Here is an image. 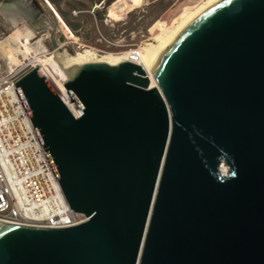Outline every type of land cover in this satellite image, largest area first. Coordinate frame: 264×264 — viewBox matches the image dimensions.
Here are the masks:
<instances>
[{"label":"water","instance_id":"1","mask_svg":"<svg viewBox=\"0 0 264 264\" xmlns=\"http://www.w3.org/2000/svg\"><path fill=\"white\" fill-rule=\"evenodd\" d=\"M150 69L79 64L78 117L39 67L14 83L87 219L0 221V264H264V0L210 6Z\"/></svg>","mask_w":264,"mask_h":264},{"label":"rangeland","instance_id":"2","mask_svg":"<svg viewBox=\"0 0 264 264\" xmlns=\"http://www.w3.org/2000/svg\"><path fill=\"white\" fill-rule=\"evenodd\" d=\"M114 1L116 0H60L59 3H54L49 0L54 6L53 10L45 0H37V7L47 22V27L41 30L33 28L16 11L4 9L1 2L0 78L29 62L17 49L21 44H17L11 37L16 28L23 29V34L32 29L31 55L36 53L42 59L60 55L56 52L60 50L55 47L56 42L64 47L66 55L76 54L87 48L89 56L98 59L104 55H123L131 48L153 42V26L158 20L177 12L185 14L186 9L206 0H142L143 3L133 9L119 3L115 12L120 19L110 14V6ZM62 18L67 24L68 20L78 26L74 30L69 26L73 31L71 32ZM60 36L64 37L65 42L59 41ZM10 48L22 64L16 65L10 60L7 54Z\"/></svg>","mask_w":264,"mask_h":264},{"label":"built area","instance_id":"3","mask_svg":"<svg viewBox=\"0 0 264 264\" xmlns=\"http://www.w3.org/2000/svg\"><path fill=\"white\" fill-rule=\"evenodd\" d=\"M33 67L26 63L0 78V177H7V184H0V221L49 228L73 226L87 218L70 207L14 84Z\"/></svg>","mask_w":264,"mask_h":264},{"label":"bare ground","instance_id":"4","mask_svg":"<svg viewBox=\"0 0 264 264\" xmlns=\"http://www.w3.org/2000/svg\"><path fill=\"white\" fill-rule=\"evenodd\" d=\"M219 1L220 0H206L204 2H198L195 6H191L186 9L185 14L177 12L167 17L166 19L158 20L153 26V42L145 43L144 45L139 46L137 50L138 56L136 57V60L132 59V55L136 54V48H131L123 55H104L103 57L98 59L89 56V49L87 48L82 52H78L76 54L72 53L69 55L65 54V50H59L56 52L60 55L42 59L36 53L35 55H31L30 53V38L33 34V32L31 31L32 29L23 34V29L20 30L19 28H16L11 34V37L15 42H17V44H21L18 45L17 49L21 52L23 58L28 59V63H31L34 67L41 66V74L45 76L47 80L56 88L61 98H63L65 104L72 111V114L78 115L79 113H81V109H78L77 103L64 86V82L68 80L71 71L75 67H77L81 63L89 61H104L111 64H116L123 60H132L141 64V66L150 77V86H155L156 80L150 68L160 59L165 50H167V48H169L173 44L179 34L197 16H199L203 11ZM141 2L142 0H116L110 6V14L116 19H120V16L115 12V9L118 8L119 3H122L130 9H133L136 6H139ZM13 22H16L14 18ZM22 37H24V40L22 39ZM7 54L13 63H16V65L22 64L19 57L12 52L11 48L8 50ZM222 169L223 171H226L227 167L225 165H222ZM0 184H7V177H0Z\"/></svg>","mask_w":264,"mask_h":264},{"label":"flooded vegetation","instance_id":"5","mask_svg":"<svg viewBox=\"0 0 264 264\" xmlns=\"http://www.w3.org/2000/svg\"><path fill=\"white\" fill-rule=\"evenodd\" d=\"M1 2L4 9L16 11L18 16L26 19L33 28L41 30L47 27L45 18L37 7V0H0Z\"/></svg>","mask_w":264,"mask_h":264},{"label":"trees","instance_id":"6","mask_svg":"<svg viewBox=\"0 0 264 264\" xmlns=\"http://www.w3.org/2000/svg\"><path fill=\"white\" fill-rule=\"evenodd\" d=\"M52 2H54V3H59V1L60 0H51ZM98 1H102V0H98ZM63 15H64V13H62ZM65 16V15H64ZM67 22H68V24H69V26L74 30V29H76V27L78 26V24H76V23H74V22H70V21H68L67 20Z\"/></svg>","mask_w":264,"mask_h":264}]
</instances>
